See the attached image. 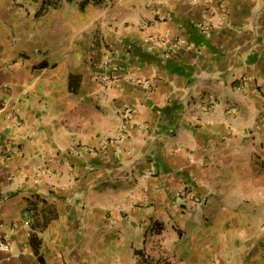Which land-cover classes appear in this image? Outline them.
Masks as SVG:
<instances>
[{"label": "crops", "instance_id": "crops-1", "mask_svg": "<svg viewBox=\"0 0 264 264\" xmlns=\"http://www.w3.org/2000/svg\"><path fill=\"white\" fill-rule=\"evenodd\" d=\"M82 2L0 0L2 264H264V0Z\"/></svg>", "mask_w": 264, "mask_h": 264}, {"label": "built area", "instance_id": "built-area-1", "mask_svg": "<svg viewBox=\"0 0 264 264\" xmlns=\"http://www.w3.org/2000/svg\"><path fill=\"white\" fill-rule=\"evenodd\" d=\"M203 1L207 4L210 2V0H203ZM219 7L221 10H224L223 8H225L223 4H220ZM199 26H200L201 32L204 34H208L210 29L212 28L207 18L202 20ZM183 45H184V41L177 39L173 42L172 46H173V49L176 50L177 48ZM99 78H100V82L102 85L111 86V85L118 83V81L120 80V74L118 72L116 73V71H113L109 67V65L108 64L106 65L105 63L104 68H103V73L100 74ZM132 82H134L137 86L141 87L142 89L146 91L151 90V83L149 80L132 79ZM131 112H132V108L130 107L125 108L122 112L123 120H128L130 118ZM5 153H7V150L0 149V156L2 154L4 155ZM3 165L4 167H7V164H5L4 161H3ZM153 173H154L153 171H146L143 176H151L153 175ZM178 196L180 198L182 205H185V207L191 211H194L197 208H199V206H201V204L205 201V198H199L197 195H195L193 192H191L188 189H180L178 191ZM0 250L8 251L9 245L7 243L1 242ZM0 264H2V261H0Z\"/></svg>", "mask_w": 264, "mask_h": 264}, {"label": "trees", "instance_id": "trees-1", "mask_svg": "<svg viewBox=\"0 0 264 264\" xmlns=\"http://www.w3.org/2000/svg\"><path fill=\"white\" fill-rule=\"evenodd\" d=\"M87 1H89V0H83V2L82 3H85V2H87ZM93 2H95V3H99L101 0H92ZM75 78L76 77V79L78 78V75H73V74H71V75H69V87H70V83H72V78ZM72 87V86H71ZM76 88H77V83H76V85L72 88V90H76Z\"/></svg>", "mask_w": 264, "mask_h": 264}, {"label": "rangeland", "instance_id": "rangeland-1", "mask_svg": "<svg viewBox=\"0 0 264 264\" xmlns=\"http://www.w3.org/2000/svg\"><path fill=\"white\" fill-rule=\"evenodd\" d=\"M106 65H107V64H106ZM109 67H110V66H109ZM110 68H111V67H110ZM102 73H103V71H102ZM97 76H100V74H99V75H97ZM153 264H157V263L153 261Z\"/></svg>", "mask_w": 264, "mask_h": 264}]
</instances>
